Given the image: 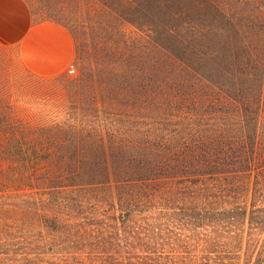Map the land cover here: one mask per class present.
I'll use <instances>...</instances> for the list:
<instances>
[{
  "label": "trees",
  "instance_id": "16d2710c",
  "mask_svg": "<svg viewBox=\"0 0 264 264\" xmlns=\"http://www.w3.org/2000/svg\"><path fill=\"white\" fill-rule=\"evenodd\" d=\"M96 1L150 48L62 117L2 120L0 185L76 264H264V0Z\"/></svg>",
  "mask_w": 264,
  "mask_h": 264
},
{
  "label": "rangeland",
  "instance_id": "374dc122",
  "mask_svg": "<svg viewBox=\"0 0 264 264\" xmlns=\"http://www.w3.org/2000/svg\"><path fill=\"white\" fill-rule=\"evenodd\" d=\"M26 1L35 21L57 22L68 30L75 43V56L61 74L39 77L26 71L13 51L0 49V122L6 119L39 122L44 114H48L47 119L55 114L62 117L61 112L73 100H86L88 96L79 93L94 83L100 66L117 63L128 55L136 63L140 49L150 48L149 38L124 20L116 31L95 23L96 15L107 18L111 11L103 10L106 8L96 0ZM193 2L188 0V5ZM104 115L100 109L103 120ZM20 194L9 184L0 185V264H76L72 253L62 249L64 243L60 236L47 232L38 222L39 205Z\"/></svg>",
  "mask_w": 264,
  "mask_h": 264
},
{
  "label": "crops",
  "instance_id": "0c3cea01",
  "mask_svg": "<svg viewBox=\"0 0 264 264\" xmlns=\"http://www.w3.org/2000/svg\"><path fill=\"white\" fill-rule=\"evenodd\" d=\"M0 49L13 51L29 73L53 77L73 62L75 43L68 30L53 21H35L26 0H0Z\"/></svg>",
  "mask_w": 264,
  "mask_h": 264
}]
</instances>
